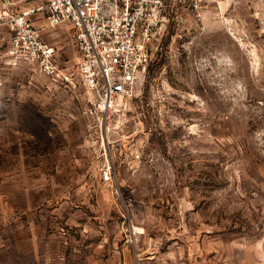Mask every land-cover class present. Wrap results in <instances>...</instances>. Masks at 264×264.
Listing matches in <instances>:
<instances>
[{"label":"rangeland","instance_id":"rangeland-1","mask_svg":"<svg viewBox=\"0 0 264 264\" xmlns=\"http://www.w3.org/2000/svg\"><path fill=\"white\" fill-rule=\"evenodd\" d=\"M34 19L75 73L70 26ZM10 37L0 264H264V0H166L135 95L106 112L14 65Z\"/></svg>","mask_w":264,"mask_h":264},{"label":"built area","instance_id":"built-area-1","mask_svg":"<svg viewBox=\"0 0 264 264\" xmlns=\"http://www.w3.org/2000/svg\"><path fill=\"white\" fill-rule=\"evenodd\" d=\"M208 0H191L201 7ZM18 0H0V32L10 34L14 65L25 63L72 91L82 88L90 112L110 111L133 98L135 85L151 61L149 46L162 21L166 0H43L16 10ZM42 12L51 27L70 26L79 53L72 72L42 35L32 16ZM4 81L0 73V87ZM106 179H111L108 173Z\"/></svg>","mask_w":264,"mask_h":264},{"label":"crops","instance_id":"crops-1","mask_svg":"<svg viewBox=\"0 0 264 264\" xmlns=\"http://www.w3.org/2000/svg\"><path fill=\"white\" fill-rule=\"evenodd\" d=\"M43 0H41V2H42ZM19 3H20V1L18 0V2H17V5H16V7H15V9L16 10H22V9H26V8H30V7H20V5H19ZM35 6V5H34ZM34 6H32V7H34ZM19 7V8H18ZM37 15H38V13L36 14V15H34V16H32V21L35 23V19L34 18H36L37 17ZM45 15V14H44ZM78 62H79V57H78ZM78 62H77V65H78Z\"/></svg>","mask_w":264,"mask_h":264}]
</instances>
